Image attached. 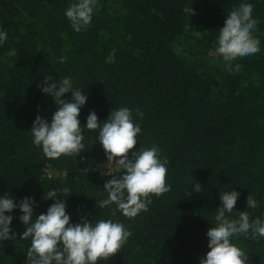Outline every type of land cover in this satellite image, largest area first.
Listing matches in <instances>:
<instances>
[{"label":"trees","instance_id":"16d2710c","mask_svg":"<svg viewBox=\"0 0 264 264\" xmlns=\"http://www.w3.org/2000/svg\"><path fill=\"white\" fill-rule=\"evenodd\" d=\"M75 2L0 0V31L7 32L0 44V198L34 199V220L55 203L44 195L67 187L57 198L66 200L70 224L122 223L131 233L127 243L98 264H199L210 251L206 233L215 226L221 192L240 193L230 219L247 211L250 220H264V0H97L80 32L65 16ZM241 3L253 5L260 51L232 61L228 71L215 42ZM46 76L70 78L73 89L86 93L82 129L91 111L102 124L113 109L129 108L141 128L129 159L156 146L169 161L171 191L153 195L135 218L113 216L116 206L99 202L107 199L104 184L123 172L98 170L107 159L97 132L84 131L78 156L46 158L30 131L37 116L50 123L56 111L53 97L38 87ZM61 99L70 101L71 93ZM45 170L58 176L47 178ZM249 194L255 209H247ZM5 215L13 217L15 239L0 241V264H26L31 238L20 239L22 213ZM231 242L248 255L246 264H264V237Z\"/></svg>","mask_w":264,"mask_h":264},{"label":"clouds","instance_id":"9594fccd","mask_svg":"<svg viewBox=\"0 0 264 264\" xmlns=\"http://www.w3.org/2000/svg\"><path fill=\"white\" fill-rule=\"evenodd\" d=\"M96 7L97 0H77L67 8L65 16L74 31L80 32L90 25ZM184 11L195 14L192 8H185ZM252 13L251 3H241L227 14L224 26L218 31L215 54L228 62V71H231L232 61L260 51V40L253 35L258 21ZM6 40L7 32L0 31V44ZM8 55L15 56V50ZM38 87L43 94L53 97L57 106L50 123L37 116L30 130L34 145L42 149L46 158L78 156L84 149L83 133L87 130L97 132V141L108 162L106 167L122 170L121 176H112L104 184L103 188L108 195L107 199L99 202L101 208L114 204L116 208L112 211L113 216L119 211L131 219L148 210L153 195L159 198L171 191V186L166 183V166L169 161L167 158L163 161L160 159L156 146L140 148L138 152H132V159H129V152L136 146L137 136L141 132L129 108L113 109L102 124L98 123L97 115L91 111L86 129H82L78 117L88 99L86 93L73 89L70 78L57 82L52 76H46ZM69 92L70 101L61 99ZM137 115L143 118V112L138 111ZM193 187L196 193L202 189L196 181ZM69 192L70 189L64 187L60 194L57 190H51L44 195L43 199H51L55 203L47 209L46 214H40L34 220V199L25 197L17 204L8 196L0 198V241L15 239V233L10 228L13 217L5 213L19 208L22 213L19 219L26 227L20 239L31 238L26 264H98L99 261H109L119 254L131 235L130 231L122 223L110 219H100L95 223L82 219L80 223L70 224V216L66 214V200L57 198ZM239 195L235 190L221 192V206L216 209L214 217L215 226L206 233L210 251L200 258L199 264H246L248 255L231 242L232 238L241 235L247 238L249 234L252 239L264 237V220H250L247 211L237 212L236 219L229 218L228 214L234 212ZM246 204L247 209L258 207V202L251 194Z\"/></svg>","mask_w":264,"mask_h":264},{"label":"rangeland","instance_id":"374dc122","mask_svg":"<svg viewBox=\"0 0 264 264\" xmlns=\"http://www.w3.org/2000/svg\"><path fill=\"white\" fill-rule=\"evenodd\" d=\"M107 161H105L104 163H102L99 167H98V170H100L102 173L104 174H107V175H112L114 172H116L118 169L114 168V167H109L107 168L106 165H107ZM55 174V173H54ZM52 173L48 170L47 173H46V177L47 176H51Z\"/></svg>","mask_w":264,"mask_h":264},{"label":"built area","instance_id":"2783aa9c","mask_svg":"<svg viewBox=\"0 0 264 264\" xmlns=\"http://www.w3.org/2000/svg\"><path fill=\"white\" fill-rule=\"evenodd\" d=\"M48 170H45L44 172L47 173ZM59 175H62V174H59ZM58 176V173H52L51 176H47V178H51V177H57Z\"/></svg>","mask_w":264,"mask_h":264}]
</instances>
